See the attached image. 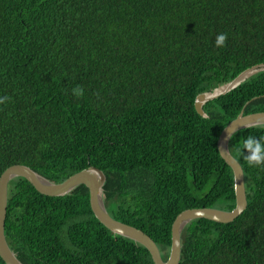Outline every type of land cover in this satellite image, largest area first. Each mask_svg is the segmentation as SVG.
<instances>
[{
    "label": "trees",
    "instance_id": "trees-1",
    "mask_svg": "<svg viewBox=\"0 0 264 264\" xmlns=\"http://www.w3.org/2000/svg\"><path fill=\"white\" fill-rule=\"evenodd\" d=\"M261 62L264 0H0V177L26 164L63 182L97 166L110 214L167 260L183 210L236 206L218 139L242 111H264V71L206 103L209 117L196 97ZM248 136L264 137V125L230 140L247 208L231 222L189 223L179 264H264V165L244 159ZM5 234L25 264H155L100 222L86 184L50 196L13 179Z\"/></svg>",
    "mask_w": 264,
    "mask_h": 264
},
{
    "label": "water",
    "instance_id": "water-1",
    "mask_svg": "<svg viewBox=\"0 0 264 264\" xmlns=\"http://www.w3.org/2000/svg\"><path fill=\"white\" fill-rule=\"evenodd\" d=\"M264 71V62L255 64L235 78L222 83L212 90L197 95L195 106L202 116L209 117L204 109L206 103L236 89L253 75ZM264 125V111L244 114L242 111L222 130L218 139V148L221 155L232 167L234 172V186L236 206L232 210L216 207H197L183 210L174 220L172 226V245L167 260L163 259L161 250L156 241L144 230L114 218L106 205L105 185L106 173L99 167L90 165L87 168L71 175L63 182H56L26 164H13L2 173L0 177V255L6 264H25L10 246L5 234L7 217L9 184L18 177L27 178L38 191L50 196H64L73 192L78 186L86 184L91 192V206L94 214L108 229L115 234L130 238L147 247L155 264H179L182 255V234L186 226L198 218H207L218 222H231L241 215L247 208L248 199L245 186L244 169L240 161L230 149L232 136L244 129Z\"/></svg>",
    "mask_w": 264,
    "mask_h": 264
},
{
    "label": "clouds",
    "instance_id": "clouds-1",
    "mask_svg": "<svg viewBox=\"0 0 264 264\" xmlns=\"http://www.w3.org/2000/svg\"><path fill=\"white\" fill-rule=\"evenodd\" d=\"M227 40V34L221 33L216 36L215 44L217 47H223ZM73 93L76 96L83 95V89L80 86H77L76 89H73ZM8 97L0 98V103H4ZM239 151V150H238ZM243 151L246 153L244 159L247 164L251 167L264 165V137H254L248 136L243 141Z\"/></svg>",
    "mask_w": 264,
    "mask_h": 264
}]
</instances>
